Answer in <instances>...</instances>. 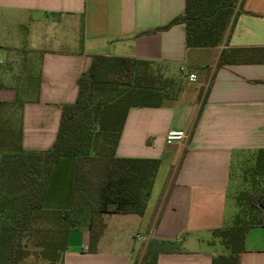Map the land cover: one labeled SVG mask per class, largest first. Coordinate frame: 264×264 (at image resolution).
<instances>
[{
    "label": "crops",
    "instance_id": "obj_1",
    "mask_svg": "<svg viewBox=\"0 0 264 264\" xmlns=\"http://www.w3.org/2000/svg\"><path fill=\"white\" fill-rule=\"evenodd\" d=\"M185 7L186 0H0V101L12 112L23 103L15 112L25 150L52 147L62 106L75 102L95 55L151 61L181 85L159 107H131L116 149L160 159L144 214H104L94 252L88 229L71 231L63 264H141L152 240L182 245L160 252L156 264H212L220 255L214 232L235 215L233 163L264 148V61L250 60L264 59V0H244L222 43L207 48L187 47L183 23L153 30ZM170 130L187 137L169 144ZM75 169L70 156L53 165L45 209L70 207ZM240 264H264V227L248 231Z\"/></svg>",
    "mask_w": 264,
    "mask_h": 264
},
{
    "label": "trees",
    "instance_id": "obj_2",
    "mask_svg": "<svg viewBox=\"0 0 264 264\" xmlns=\"http://www.w3.org/2000/svg\"><path fill=\"white\" fill-rule=\"evenodd\" d=\"M243 2L186 0L183 14L153 30L183 23L188 48L215 47ZM155 67L135 57L95 55L78 80L75 102L62 106L56 140L47 150L23 148L22 122L15 112L23 103L17 100L12 112V105L0 101V264H63L71 231L88 229L89 250L94 252L104 214H144L160 159L120 157L116 149L131 107H159L178 96L180 81ZM253 155L251 174L264 181V148ZM67 156L76 159L71 205L47 210L44 198L52 167ZM237 200L235 224L214 232L228 253L215 256L212 264H240L248 231L264 227V186L240 192ZM181 250L176 240H152L141 264H156L162 251Z\"/></svg>",
    "mask_w": 264,
    "mask_h": 264
},
{
    "label": "rangeland",
    "instance_id": "obj_3",
    "mask_svg": "<svg viewBox=\"0 0 264 264\" xmlns=\"http://www.w3.org/2000/svg\"><path fill=\"white\" fill-rule=\"evenodd\" d=\"M155 69L161 70L158 67H155ZM175 72L179 74L178 69L176 68ZM16 117V115H15ZM254 155H245L241 157L240 159L236 160L233 163L232 166V174H231V182H230V199L233 201V205L235 208V215L233 219L230 221L229 227L233 226L235 224V219L237 214L239 213V204H238V194L242 191H252L253 189H262L264 186V181L259 176H253L252 173V166L254 163ZM167 172V168L165 165L163 166L161 170V176H163ZM44 225H47L45 223ZM136 229H133L131 232L132 236L135 237ZM215 239H218V243L221 246L220 254H227L228 250L224 243L222 242L221 238L215 237ZM137 245H141L142 241L136 240Z\"/></svg>",
    "mask_w": 264,
    "mask_h": 264
},
{
    "label": "built area",
    "instance_id": "obj_4",
    "mask_svg": "<svg viewBox=\"0 0 264 264\" xmlns=\"http://www.w3.org/2000/svg\"><path fill=\"white\" fill-rule=\"evenodd\" d=\"M181 70H184V68H181ZM189 79L191 81H195L196 80V75L195 74H192V73L189 74ZM186 137H187V134L183 130H170L167 133L166 142L170 144V143H172L174 141L183 140Z\"/></svg>",
    "mask_w": 264,
    "mask_h": 264
}]
</instances>
